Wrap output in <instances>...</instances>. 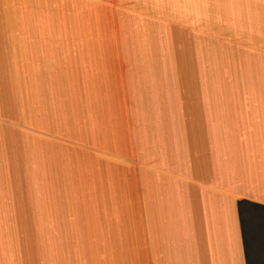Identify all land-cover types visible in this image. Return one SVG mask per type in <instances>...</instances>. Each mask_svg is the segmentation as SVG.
Masks as SVG:
<instances>
[{"label": "crops", "instance_id": "1", "mask_svg": "<svg viewBox=\"0 0 264 264\" xmlns=\"http://www.w3.org/2000/svg\"><path fill=\"white\" fill-rule=\"evenodd\" d=\"M136 1H49L44 16L6 23L20 25L26 58L38 51L51 67L39 102V80L13 71L15 108H24L16 116L66 128L67 142L95 154L81 155L77 171L66 167V185L93 197L97 211L94 231H66V264H247L239 201L264 205V0L174 3L175 31L187 34L184 21L205 27L191 44L166 31L165 0L158 19L150 11L141 21L128 12L150 0ZM51 97L66 110L57 121L41 116ZM4 106L0 90V264L8 253ZM37 224L9 220L13 231Z\"/></svg>", "mask_w": 264, "mask_h": 264}, {"label": "rangeland", "instance_id": "2", "mask_svg": "<svg viewBox=\"0 0 264 264\" xmlns=\"http://www.w3.org/2000/svg\"><path fill=\"white\" fill-rule=\"evenodd\" d=\"M49 1L58 3L60 6L66 3V0H0V90L7 115V264H31V260L35 261L34 264H66V231L75 230L82 224L86 225L87 231L95 230L94 217L97 211L94 198L79 199L77 188L66 185V180L70 179L66 177V167L68 170L77 171L81 155L85 153L95 158L93 148H80L75 145L76 143L67 142L66 128L64 131L50 132L46 128H34L30 124H24L20 120L22 117L16 116L18 110L23 113L24 108L21 106L18 110L15 108L17 88L13 71L19 74L17 75L19 79L24 78L28 73V75L32 74L35 80H39L34 84V98L38 101L45 100L44 96L38 93V89L46 86L42 85L44 82L48 83L46 73L51 67L48 64L49 60L42 59L43 55L38 51L33 53L35 61L32 62L26 58L24 55L28 56V50L26 51V46L23 45L21 34L17 36V33L21 31L20 25L17 32L15 28L9 29L6 23L8 25V21L14 20V17L16 22L17 20L21 22V20H28L31 14L34 19H38L39 15L44 16L43 10L46 11L45 5ZM185 1L165 0L168 8L166 11L163 10L164 14L160 18L166 26V31L176 36L175 40L178 44L181 41L185 43L187 38L191 44L193 34L201 33L202 30L205 32V27L198 29L195 25L192 27L187 21H184L186 24L182 25V29L185 30L188 24L187 34L183 30H174L173 26L177 18L173 9L174 3H186ZM136 3L142 4L140 0ZM163 3V0H150V3L145 4L147 5L145 10L138 7L137 11L128 13L141 21L144 17L148 19L150 11L157 14L158 6L163 7ZM200 3L204 4L205 0H200ZM14 9H18L17 14L14 13ZM30 9L31 12H29ZM156 17L158 19V14L152 15L151 19ZM25 28L26 25L22 29L25 30ZM34 34L42 35L41 29ZM186 35L189 37L185 38ZM17 37H19L18 42ZM187 45L186 50L189 52L190 47ZM55 86L61 87V84L58 83ZM54 95L57 94L54 93ZM20 96L22 97L21 92ZM191 103L195 105L199 102L195 98ZM50 106L51 112L41 115L43 118L50 117L49 119L57 121L66 115V110L59 108L60 114L57 112L58 107L63 106L52 97ZM187 111L189 115L198 114L197 107H190ZM74 133L77 134V132H69L72 135ZM123 159L117 158L113 163L124 166ZM85 161L90 163L88 158H85ZM9 202H12V205ZM258 213L259 211L254 210L247 212V215L253 217L250 231H264L261 229L262 225H259L264 217ZM11 218H18V224L24 229L34 221V218L37 219L38 224L32 227V231H13L14 229L9 226ZM104 220L111 222L109 217ZM253 256L256 264H264V245L258 243Z\"/></svg>", "mask_w": 264, "mask_h": 264}, {"label": "trees", "instance_id": "3", "mask_svg": "<svg viewBox=\"0 0 264 264\" xmlns=\"http://www.w3.org/2000/svg\"><path fill=\"white\" fill-rule=\"evenodd\" d=\"M240 221L242 225V235H243V243L244 249L246 253V261L247 264H256L254 262V250L257 247V244L264 245V231H248L247 225H251L253 221V217L250 215L245 216L243 212V207H247V211H259L258 215H262L264 217V205L250 202L248 200H240ZM262 229H264V218L261 221Z\"/></svg>", "mask_w": 264, "mask_h": 264}]
</instances>
